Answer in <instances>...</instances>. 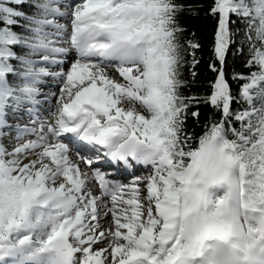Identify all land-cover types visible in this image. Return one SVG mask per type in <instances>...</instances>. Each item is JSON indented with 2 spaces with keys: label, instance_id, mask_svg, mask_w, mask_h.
Instances as JSON below:
<instances>
[{
  "label": "snow or ice",
  "instance_id": "obj_1",
  "mask_svg": "<svg viewBox=\"0 0 264 264\" xmlns=\"http://www.w3.org/2000/svg\"><path fill=\"white\" fill-rule=\"evenodd\" d=\"M0 264H264V0H0Z\"/></svg>",
  "mask_w": 264,
  "mask_h": 264
},
{
  "label": "trees",
  "instance_id": "obj_2",
  "mask_svg": "<svg viewBox=\"0 0 264 264\" xmlns=\"http://www.w3.org/2000/svg\"><path fill=\"white\" fill-rule=\"evenodd\" d=\"M191 23H194L197 26V30H200L208 22H204V21H192ZM196 71L200 74L201 77L205 74L204 73V63H203V61L201 62L200 66L196 69Z\"/></svg>",
  "mask_w": 264,
  "mask_h": 264
}]
</instances>
